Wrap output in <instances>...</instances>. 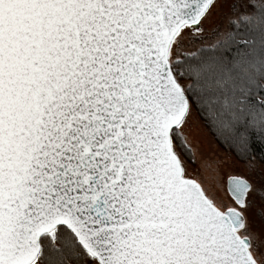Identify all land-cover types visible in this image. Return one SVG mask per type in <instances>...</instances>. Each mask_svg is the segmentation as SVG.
<instances>
[{"label":"snow or ice","instance_id":"6c2138e0","mask_svg":"<svg viewBox=\"0 0 264 264\" xmlns=\"http://www.w3.org/2000/svg\"><path fill=\"white\" fill-rule=\"evenodd\" d=\"M0 264H264V0H0Z\"/></svg>","mask_w":264,"mask_h":264},{"label":"rangeland","instance_id":"374dc122","mask_svg":"<svg viewBox=\"0 0 264 264\" xmlns=\"http://www.w3.org/2000/svg\"><path fill=\"white\" fill-rule=\"evenodd\" d=\"M205 138H206L207 141H211L213 139L211 134L207 133V132L205 133Z\"/></svg>","mask_w":264,"mask_h":264},{"label":"trees","instance_id":"16d2710c","mask_svg":"<svg viewBox=\"0 0 264 264\" xmlns=\"http://www.w3.org/2000/svg\"><path fill=\"white\" fill-rule=\"evenodd\" d=\"M211 134V133H210Z\"/></svg>","mask_w":264,"mask_h":264}]
</instances>
